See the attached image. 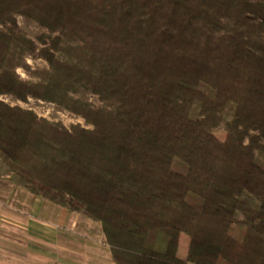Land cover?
I'll return each mask as SVG.
<instances>
[{
  "label": "trees",
  "instance_id": "obj_1",
  "mask_svg": "<svg viewBox=\"0 0 264 264\" xmlns=\"http://www.w3.org/2000/svg\"><path fill=\"white\" fill-rule=\"evenodd\" d=\"M17 14L56 34L39 81L16 70L36 42L2 29ZM0 52L1 94L92 125L0 100V159L99 221L115 264H264V0H0Z\"/></svg>",
  "mask_w": 264,
  "mask_h": 264
},
{
  "label": "rangeland",
  "instance_id": "obj_2",
  "mask_svg": "<svg viewBox=\"0 0 264 264\" xmlns=\"http://www.w3.org/2000/svg\"><path fill=\"white\" fill-rule=\"evenodd\" d=\"M228 24L231 27L234 25L233 22L229 21ZM2 29L5 31H14L16 33H22L29 38L33 39L37 44V49L35 52H28L24 55L25 65L18 66L16 68L17 73L26 80L30 81H39L40 78L36 74L39 70L48 68V62L41 55V49L46 45L43 41L48 42L56 34L50 32L46 27L40 25L37 21L27 18L21 14L15 16L14 22H8L2 26ZM0 61H4V55L0 52ZM78 95V94H77ZM85 99L95 106H107L112 105L111 101L102 100L98 94L92 92H84L81 94ZM0 100L8 103L10 105H19L25 109H31L41 117H46L50 120L60 121L67 127H70L72 124L79 123L85 127H92L91 124L87 123L85 119L76 114L74 111L69 108L59 105L54 101L45 100L42 98H37L29 96L27 100L22 101L18 100L12 94L0 93ZM227 117L223 122L214 128L215 134L218 138L224 139L226 136V121ZM258 157L263 160L262 154L258 153ZM28 193H31L27 187H25L21 179L17 174H15L1 159H0V200L6 201L8 198H12L15 201L16 211L20 215L28 214L25 210V198L28 197ZM32 194V193H31ZM112 197L118 201H124L126 195L119 188L112 189ZM27 199V198H26ZM24 200V202L22 201ZM74 212V211H73ZM72 218V219H71ZM71 220L78 225V232L81 237H94L102 243H106L105 236L102 230L101 223L99 221H94L87 217L82 212H75ZM4 232L7 229H2ZM10 231V230H9ZM15 236L20 239V242H17V259L16 262L12 264H57L56 257L58 252H61V249L57 248L55 243L44 242L38 238H33L27 234L22 235L21 232L15 231ZM131 237L138 243L145 242V234L141 231L133 228L131 231ZM1 238H4L1 236ZM189 244V236L183 234L180 238L178 255L182 258H185L187 255ZM68 246V245H67ZM77 246V245H75ZM78 247H84L82 244ZM75 248V247H74ZM77 254L83 253L84 250L79 248L74 250ZM112 254V253H111ZM78 256V255H77ZM4 264H10L5 260H0Z\"/></svg>",
  "mask_w": 264,
  "mask_h": 264
},
{
  "label": "crops",
  "instance_id": "obj_3",
  "mask_svg": "<svg viewBox=\"0 0 264 264\" xmlns=\"http://www.w3.org/2000/svg\"><path fill=\"white\" fill-rule=\"evenodd\" d=\"M28 194L27 199L25 198V211L28 214L17 213L14 199L0 200V260L11 262L10 264L16 262L19 254L16 251L17 242L20 239L14 233L19 231L22 235H29L32 240L38 238L44 242L55 243L61 249L55 259L57 264H115L108 244L94 237L78 235V225L76 223L75 227L71 220L75 212L41 195ZM3 228L7 231L4 232ZM80 244L84 247H78ZM78 248L84 250L83 253L77 254L74 251ZM1 262L0 264H4Z\"/></svg>",
  "mask_w": 264,
  "mask_h": 264
}]
</instances>
